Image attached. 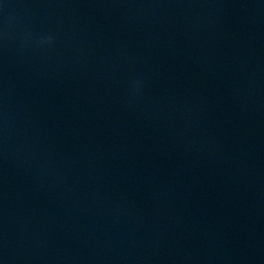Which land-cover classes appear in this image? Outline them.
Masks as SVG:
<instances>
[{
	"label": "water",
	"instance_id": "water-1",
	"mask_svg": "<svg viewBox=\"0 0 264 264\" xmlns=\"http://www.w3.org/2000/svg\"><path fill=\"white\" fill-rule=\"evenodd\" d=\"M0 264H264V0H0Z\"/></svg>",
	"mask_w": 264,
	"mask_h": 264
}]
</instances>
